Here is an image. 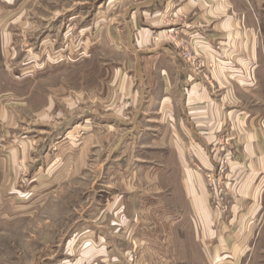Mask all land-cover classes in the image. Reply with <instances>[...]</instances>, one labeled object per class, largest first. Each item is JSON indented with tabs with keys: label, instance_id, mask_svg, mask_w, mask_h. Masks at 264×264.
<instances>
[{
	"label": "rangeland",
	"instance_id": "obj_1",
	"mask_svg": "<svg viewBox=\"0 0 264 264\" xmlns=\"http://www.w3.org/2000/svg\"><path fill=\"white\" fill-rule=\"evenodd\" d=\"M158 52L222 110L210 165L150 117ZM256 123L264 0H0V264H264Z\"/></svg>",
	"mask_w": 264,
	"mask_h": 264
},
{
	"label": "crops",
	"instance_id": "obj_2",
	"mask_svg": "<svg viewBox=\"0 0 264 264\" xmlns=\"http://www.w3.org/2000/svg\"><path fill=\"white\" fill-rule=\"evenodd\" d=\"M159 1L160 0H156L157 3H159ZM142 7L146 9L148 8V6ZM229 25L230 22L222 23L220 28L228 29L230 27ZM160 51H164V49ZM152 56H155L157 61L168 60L166 62L171 64V68L157 70L158 78L161 80V89L157 92L159 96H157V101L153 108L156 113L150 117H152L153 120V116H155L160 122H162V124L170 122L169 124L172 127V133L170 134L171 139L174 140V142L188 141L193 143V150L199 157L203 158L204 162L210 165V160H208L210 159V155L206 152L204 143L207 142L211 145L214 142L215 132L221 127L220 122L222 121L223 116L222 110L217 107L215 102H213L211 93L208 90L209 88L204 85V82H201L198 77H195V75L198 76L197 72L194 71L193 73L192 70L187 69L178 54L174 53V55L171 56L164 54L163 52H158L152 54ZM203 62L207 65L206 60H203ZM253 66L254 70L252 77L257 81L258 85L261 75L259 61L253 60ZM209 71L212 73L213 78H216L217 75L224 80L227 78L226 74L221 70ZM253 79L252 82L254 84ZM158 88L159 86H157V90ZM150 102L151 101H149V103ZM213 111L216 112V115L213 114ZM245 120L237 118L241 127L245 124ZM186 121H191L193 123H188L192 125V128L186 123ZM247 122L249 121L247 120ZM252 124H254V122ZM252 124L247 130L240 127L243 135L239 136V138L243 142V156L252 160L251 162L256 168L255 173L260 174L263 177L261 180L262 190L260 192V197L258 196L257 205L251 221L252 224V222H257L258 220L259 224L260 219L258 217L260 215L264 217V126L256 123L255 125L257 127H255L252 126ZM176 129L180 132L175 135L174 133L176 132ZM184 135L186 136L185 138ZM259 163L261 164L260 166ZM191 179H194L192 174ZM233 229V227H228L224 231V246L227 249H233L234 245L237 244L236 242L232 244L230 243L233 238H241V236L234 232ZM256 230L257 229L251 230L252 233L248 234V236H252Z\"/></svg>",
	"mask_w": 264,
	"mask_h": 264
},
{
	"label": "built area",
	"instance_id": "obj_3",
	"mask_svg": "<svg viewBox=\"0 0 264 264\" xmlns=\"http://www.w3.org/2000/svg\"><path fill=\"white\" fill-rule=\"evenodd\" d=\"M174 30H170V32H173Z\"/></svg>",
	"mask_w": 264,
	"mask_h": 264
}]
</instances>
